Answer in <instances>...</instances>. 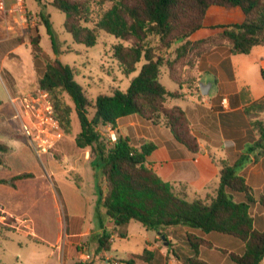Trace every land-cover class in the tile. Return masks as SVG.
Segmentation results:
<instances>
[{
    "label": "trees",
    "instance_id": "16d2710c",
    "mask_svg": "<svg viewBox=\"0 0 264 264\" xmlns=\"http://www.w3.org/2000/svg\"><path fill=\"white\" fill-rule=\"evenodd\" d=\"M49 5L66 14L65 29L76 43L94 47L101 32L114 37L113 58L122 73L126 77L138 73L126 90L100 94L92 102L76 80L74 68L57 58H48L39 44V36L32 40L35 61H45V69L39 72L38 89L48 93L64 135L70 134L73 126V108L65 96L72 100L80 124L76 146L90 149L94 155L92 166L98 178V203L105 208L107 216L101 220L99 252L112 249L105 222L122 228L136 221L162 235L166 229L186 226L204 234L217 232L238 238L244 243V251L228 253L230 259L235 264H262L264 225L257 226L251 208L258 205L264 210V193L256 197L241 171L247 163H258L264 156V121L254 122L259 138L233 164L222 161L216 193L204 199H189L184 193L174 192L169 182L147 163V157L155 149L153 144L142 142L138 147L139 142L122 135L112 142L100 129L110 126L116 130L119 120L130 115L154 124L164 118L175 139L191 151L199 152L194 135L190 132L195 144L179 130V120H183L186 131L189 125L185 112L168 104L169 98H177L179 93L170 92L163 85L162 68L167 66L170 79L182 87L190 82H182V78L191 71L186 69L183 75H177L175 63L195 51L227 46L232 54L248 55L255 47L264 46V0H50ZM211 7H238L245 15L244 21L212 26V33L193 39L204 28ZM47 29L52 37L49 25ZM171 56L173 60H169ZM252 105L264 112V98ZM221 118L224 121L226 116L223 114ZM9 150L8 145L0 142V164ZM29 177L31 173H22L11 181L14 185L15 181ZM7 182L0 180V184ZM188 244L190 253L185 256L184 264H209L200 259V247L210 245L205 239L189 235ZM156 255L162 257L160 253L145 250L128 262L151 263Z\"/></svg>",
    "mask_w": 264,
    "mask_h": 264
},
{
    "label": "rangeland",
    "instance_id": "374dc122",
    "mask_svg": "<svg viewBox=\"0 0 264 264\" xmlns=\"http://www.w3.org/2000/svg\"><path fill=\"white\" fill-rule=\"evenodd\" d=\"M42 1L39 3L37 0H22V9L25 11L23 13L26 21L34 23L30 24L34 35L35 29L39 27L36 37L39 36V44L47 57L51 60L57 58L73 67L76 80L92 102L100 94H111L116 89L126 90L131 79L138 73L129 77L122 73L113 58V45L116 43L114 37L101 32L94 47L76 43L65 29L66 14L49 5L50 0ZM41 16L48 20L49 24ZM3 17L0 16V142L8 145L10 150L3 154L0 180L10 179L19 173H31L32 177L22 179L16 189L7 184H0V264H106L109 258L119 264H129L128 260L133 255H141L145 250L160 253L162 257L156 255L151 263L139 260L135 264H184L185 256L190 253L189 235L205 239L210 244L200 247V259L209 264H235L228 253H243L244 243L238 238L217 232L204 234L186 226L166 229L162 235L136 221L122 228L105 222L111 236L112 249L110 252H99V218L101 216L106 220L107 216L105 208L100 207L98 203V178L92 166L94 155L90 149H79L75 143V138L80 132L75 106L72 100L65 96L66 102L73 108L72 131L65 134L61 143L53 146L52 151H48L52 147L48 145L44 154H37L24 128L21 104V98L27 97L26 95L35 89L31 69L34 61L31 55L32 47L31 44L21 45L18 36L7 35L8 31L1 27L5 22ZM47 24L53 38L48 33ZM228 52L227 46L209 51L204 47L174 66V73L177 75H183L186 69L191 71L190 75L182 78V82L190 81L186 86L197 92V145L201 149L200 152L212 155L211 160L216 166L210 175L211 181L206 183V188H200L197 184L199 172L195 165H191L186 173H175L177 178L170 180L169 184L174 192L184 193L189 199H204L214 195L219 184L217 178L222 161L233 164L238 158V149L231 148L230 142L222 141L217 113H214L218 110L216 104H220L222 96L227 94L225 74L218 70V58L221 59V55L225 56ZM165 57L167 58L166 55ZM173 58L171 56L169 60ZM39 66L42 70L45 69V61L41 59ZM261 73L256 74L258 80L263 78ZM168 76L169 69L165 66L162 68L161 82L168 89L176 87ZM202 83L214 85L212 93L211 86L207 94H202ZM241 83L240 81L239 85ZM243 96L247 99L248 93L245 92ZM204 100L212 101L211 104L215 106L205 107ZM218 101L219 103H216ZM213 108L216 111H213ZM258 109L252 105L247 109L250 129L255 136H259V133L254 122L264 121V112ZM157 124L168 127L164 118L158 120ZM178 127L185 137L192 140L191 143H196L190 135L193 129L188 126L186 131L183 120H179ZM142 129V135L151 134L146 128ZM100 131L106 138L112 133L119 136L117 130L110 126L102 127ZM64 145L70 151H83L84 158H88L87 166L80 172L84 182H81V175H75L76 173L64 172L65 175H54L52 166L56 167L61 163L66 166L65 156L62 154ZM261 166L264 168V161L261 164L247 163L241 171L256 197L264 193V186H260ZM60 168L63 167L59 166ZM251 214L256 218L257 226L264 225V210L261 207L253 206ZM72 223L73 232L77 235L68 236V226H72ZM89 229L91 234H88ZM69 231L72 232V229Z\"/></svg>",
    "mask_w": 264,
    "mask_h": 264
},
{
    "label": "crops",
    "instance_id": "0c3cea01",
    "mask_svg": "<svg viewBox=\"0 0 264 264\" xmlns=\"http://www.w3.org/2000/svg\"><path fill=\"white\" fill-rule=\"evenodd\" d=\"M19 1L20 0H0V3H2L0 5V16H4L3 20L5 21L1 27L8 31V36H18L17 39L21 45L28 46L31 44L32 47V40L37 34H39V27L35 29L36 35H34L31 32L32 30L30 26L31 23L33 25L34 23L33 21H26L27 18L23 13L25 12L24 9H22V12H19ZM27 9L28 8H26V10ZM244 18V13L238 7L228 9L221 7H211L204 21V28L196 32L193 36V39H197L198 37L212 33V26L218 24L242 23ZM31 55L33 56L32 49ZM221 57V59L218 58V67L220 68L218 70L220 73L222 71L225 74V86L227 94L222 96L220 104H216L218 110L216 111L215 108L212 110L216 111L214 113H217L219 130L222 131V141L230 142L231 148L235 150L238 149L239 153L241 154L242 151H245L247 148H249L252 141L255 142V140L259 138V136H255L252 132L253 130L250 129L251 122L247 117L248 112H245V109L247 110L254 102L264 98V76L261 80H258L256 75L260 72H262L261 74L263 75L264 72V46L255 47L248 55L232 54L228 52V54L225 56L221 55ZM31 69L33 82L35 83V89L32 92L30 91V93L26 95L27 97L21 98L22 110L27 106L26 104L28 102V98L38 91L37 81L40 75L39 72L42 70V68H40L39 62H35L34 59ZM195 74L197 76V71ZM215 80H217L216 77ZM240 81L242 82L241 85H239ZM176 85V87L171 89H168L165 86L168 91L179 93L177 98H169L168 104L169 106H179L185 112L189 128L193 129L195 134L193 135L197 139V92L186 85L182 87L178 84ZM213 89L214 85L212 86L210 93H212ZM245 92L248 93L247 99H244L243 96ZM204 101L205 107L209 106L211 108L212 106H215L214 104H211L212 101ZM216 103H219V101ZM223 114L226 116L224 121L221 118ZM142 127L146 128L148 132H151V134L142 135L141 131L144 130ZM116 130L119 135L129 137L132 141L139 142V145H137L138 147H140L142 142L151 143L155 146V149L147 157V163L154 168V170L164 181L170 182V180L176 179L177 177H175V173H177V171H180L181 174L186 173L188 170H190L191 165H195L199 172V176L197 175V184L200 188H206V183L211 181L210 175L213 172V168L216 167L211 160L212 155L209 153H202L200 151H191L187 146L175 139L170 131V128L166 125L163 127V125L154 124L138 115H130L119 120ZM132 133H134L137 137H134ZM64 136L65 135L63 134V136L55 142L54 146L61 143ZM27 145L30 144L28 143ZM214 147L216 148L217 146L214 145ZM62 149V154L65 156L66 166H64L62 163L60 165L56 160H54L59 164V166L63 167L62 170L61 168L59 169V166H52L54 175H65L63 174L64 172H67L68 174L76 173L75 175L80 174V172L84 170V167L87 166L89 162L88 158H84L83 151H70L65 148V145L62 147ZM260 152L261 151L258 150L257 153L260 154ZM239 153L238 157L240 155ZM42 154H44V152ZM50 158L54 159L53 157ZM263 161L264 156L257 164H261ZM260 173L262 175V184H260L262 188L264 186V168L260 170ZM19 174H16L13 177ZM80 175L82 177L81 182H84V177L82 174ZM12 178L5 179L8 180V182L4 184L16 189L17 184L23 180H17L13 185L11 181ZM218 179L219 178H217V180ZM215 181L216 179L214 178V182ZM101 220L104 221L105 219L100 216V226ZM73 226L74 223H72V226H68V236L77 235L73 232ZM71 229L72 232L69 231ZM100 231L102 232L103 229L101 228ZM85 234L86 233H84V235ZM88 234H91L90 229Z\"/></svg>",
    "mask_w": 264,
    "mask_h": 264
},
{
    "label": "built area",
    "instance_id": "2783aa9c",
    "mask_svg": "<svg viewBox=\"0 0 264 264\" xmlns=\"http://www.w3.org/2000/svg\"><path fill=\"white\" fill-rule=\"evenodd\" d=\"M22 0L19 1V12H22ZM32 98V99H31ZM26 108L22 110L24 120V128L30 144L37 154L47 151V146H54L55 142L63 136L58 120L54 116V109L50 103L48 93L38 89V91L30 97L26 104ZM112 142L117 140L115 133L109 136ZM51 147V148H52ZM106 264H119L112 258L106 260Z\"/></svg>",
    "mask_w": 264,
    "mask_h": 264
},
{
    "label": "water",
    "instance_id": "95a60500",
    "mask_svg": "<svg viewBox=\"0 0 264 264\" xmlns=\"http://www.w3.org/2000/svg\"><path fill=\"white\" fill-rule=\"evenodd\" d=\"M211 87V84H209V85H206V84H201V92H202V94H207L208 92H209V88ZM163 238H165V237H163Z\"/></svg>",
    "mask_w": 264,
    "mask_h": 264
}]
</instances>
